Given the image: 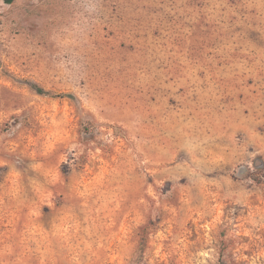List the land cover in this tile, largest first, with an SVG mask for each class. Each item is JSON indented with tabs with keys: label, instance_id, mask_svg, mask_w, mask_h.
I'll list each match as a JSON object with an SVG mask.
<instances>
[{
	"label": "rangeland",
	"instance_id": "374dc122",
	"mask_svg": "<svg viewBox=\"0 0 264 264\" xmlns=\"http://www.w3.org/2000/svg\"><path fill=\"white\" fill-rule=\"evenodd\" d=\"M0 264H264V0H0Z\"/></svg>",
	"mask_w": 264,
	"mask_h": 264
},
{
	"label": "water",
	"instance_id": "95a60500",
	"mask_svg": "<svg viewBox=\"0 0 264 264\" xmlns=\"http://www.w3.org/2000/svg\"><path fill=\"white\" fill-rule=\"evenodd\" d=\"M244 171H245V167L241 166V167H239L237 173H238V174H242Z\"/></svg>",
	"mask_w": 264,
	"mask_h": 264
},
{
	"label": "trees",
	"instance_id": "16d2710c",
	"mask_svg": "<svg viewBox=\"0 0 264 264\" xmlns=\"http://www.w3.org/2000/svg\"><path fill=\"white\" fill-rule=\"evenodd\" d=\"M42 89H39V91H41Z\"/></svg>",
	"mask_w": 264,
	"mask_h": 264
}]
</instances>
